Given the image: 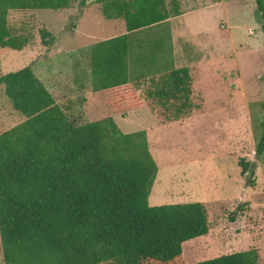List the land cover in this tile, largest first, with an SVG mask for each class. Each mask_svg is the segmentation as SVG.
Returning a JSON list of instances; mask_svg holds the SVG:
<instances>
[{
	"label": "rangeland",
	"instance_id": "1",
	"mask_svg": "<svg viewBox=\"0 0 264 264\" xmlns=\"http://www.w3.org/2000/svg\"><path fill=\"white\" fill-rule=\"evenodd\" d=\"M179 2L182 15L128 33V88L91 89V45L126 33L121 18L102 16L97 0L10 9V33L27 42L0 48V74L30 66L75 124L111 116L124 133L145 130L157 165L149 205H205V235L184 241L179 258L145 264H188L250 248L264 264V151L255 155L264 124V19L256 0ZM179 66L189 67L192 102L201 109L168 121L171 112L149 110L145 89L150 76ZM22 119L0 84V132ZM241 158L252 163L251 186Z\"/></svg>",
	"mask_w": 264,
	"mask_h": 264
},
{
	"label": "trees",
	"instance_id": "2",
	"mask_svg": "<svg viewBox=\"0 0 264 264\" xmlns=\"http://www.w3.org/2000/svg\"><path fill=\"white\" fill-rule=\"evenodd\" d=\"M74 0H0V48L21 49L10 9H62ZM105 19L124 21L126 33L94 42L89 52L95 91L127 87L128 33L178 15L177 0H97ZM264 19L262 0H256ZM84 4V0H80ZM264 33V21L261 23ZM48 32L42 34L45 36ZM264 47V36L262 41ZM0 84L23 119L0 132V243L4 264H145L179 258L182 243L205 235L199 201L149 205L157 173L145 130L124 133L111 116L75 124L30 66L0 74ZM151 112L176 121L195 107L188 66L150 76ZM264 151V124L255 155ZM246 185L252 163L238 160ZM188 264H261L257 248Z\"/></svg>",
	"mask_w": 264,
	"mask_h": 264
},
{
	"label": "crops",
	"instance_id": "3",
	"mask_svg": "<svg viewBox=\"0 0 264 264\" xmlns=\"http://www.w3.org/2000/svg\"><path fill=\"white\" fill-rule=\"evenodd\" d=\"M170 1V0H169ZM169 1H167L166 0V3L167 4H169ZM177 2H178V10H179V14L178 15H175V16H170L169 18H171V17H176V16H179V15H182V8H181V4H180V2H179V0H177ZM169 18H167V19H169ZM166 19V20H167ZM165 21V20H164ZM163 22V21H162ZM159 23H161V22H159ZM157 24V23H156ZM150 26V25H149ZM109 38V37H108ZM106 39V38H105ZM101 40H103V39H101ZM99 41V40H98ZM180 67V66H179ZM177 68V67H176ZM129 87V84H128V86L127 87H124V88H128ZM109 90V89H108ZM96 92V91H95ZM151 204V203H150Z\"/></svg>",
	"mask_w": 264,
	"mask_h": 264
}]
</instances>
